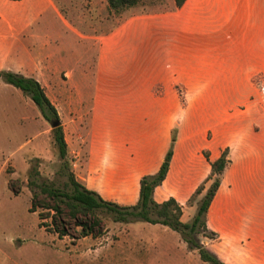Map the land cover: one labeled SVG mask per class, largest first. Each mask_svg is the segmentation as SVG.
<instances>
[{"label":"rangeland","instance_id":"374dc122","mask_svg":"<svg viewBox=\"0 0 264 264\" xmlns=\"http://www.w3.org/2000/svg\"><path fill=\"white\" fill-rule=\"evenodd\" d=\"M50 1L36 2L39 21L31 23L27 17L30 29H23L21 14L27 8L25 3L0 0V70L40 81L57 108L68 148L66 158H61L51 123L29 96L0 79V264H210L166 225L119 222L102 210L96 212L100 225L95 235L83 236L82 227L64 216L68 234L60 237L55 231L59 217L44 208L47 197L39 188L34 190L39 206L35 212L30 211L31 180L69 191L67 172L72 170L77 178L75 163L87 155L90 105L87 107L83 92L77 87L65 85V69L70 68L80 83V73L93 64L97 50L86 36L109 33L132 15L175 8L174 0H138L134 6L119 11L110 8L108 0ZM85 89L89 94L90 87ZM238 121L237 128L227 137V142L237 143V149L229 157L234 186L225 184L223 189L229 204L224 239L221 236L224 244H217L221 241L217 233L213 239L199 233L196 239L221 259L230 260L222 259L226 264H264V150L253 148L251 132L241 139L243 125ZM178 134L179 126L175 124L167 152L171 147L173 153L177 150L174 170L180 173L171 184L154 190L153 197L161 202L175 193L181 199L182 220L188 222L213 182L207 181L212 169L206 173L205 166L212 161L206 153L218 147L223 135L220 130H208L180 143L176 149ZM195 184L197 188L204 184L203 192L186 201V193ZM129 191L127 186L125 192ZM119 194L115 192L114 196ZM40 213L48 230L39 225Z\"/></svg>","mask_w":264,"mask_h":264},{"label":"crops","instance_id":"0c3cea01","mask_svg":"<svg viewBox=\"0 0 264 264\" xmlns=\"http://www.w3.org/2000/svg\"><path fill=\"white\" fill-rule=\"evenodd\" d=\"M21 1L27 6L21 14L25 29L29 20L39 21L38 0ZM86 37L97 50L93 64L80 73V83L65 69V85L77 87L90 105L87 155L75 163L77 179L87 188L118 203H136L140 179L159 170L175 124L176 149L208 130H220L223 141L208 149L212 162L226 148L229 157L235 153L237 143L227 137L237 128L236 119L243 125L241 139L251 132L253 148L264 150V0H186L181 7L132 15L109 33ZM177 155L175 150L155 192L178 177ZM232 164L207 212L218 245L224 244L229 204L223 189L234 186Z\"/></svg>","mask_w":264,"mask_h":264},{"label":"trees","instance_id":"16d2710c","mask_svg":"<svg viewBox=\"0 0 264 264\" xmlns=\"http://www.w3.org/2000/svg\"><path fill=\"white\" fill-rule=\"evenodd\" d=\"M185 2L186 0H174L175 7H181ZM108 3L110 8L119 11L125 7L134 6L138 3V0H108ZM0 79L29 96L47 121L59 120L57 108L46 94L43 85L36 78L11 70H0ZM53 133L59 147L60 156L64 159L67 156L68 148L62 125L55 127ZM174 140L175 135L173 134V142ZM228 155L229 149L226 148L216 161L211 162L212 172L208 180L213 179V182L199 201L195 216L188 222L182 220L183 207L177 199L170 197L163 202H157L153 197L155 188L161 185L167 177L173 156L172 147L168 150L158 172L141 178L139 200L134 205H120L103 199L98 192L88 189L79 182L74 172L69 170L67 172L69 191H63L46 183L38 184L36 180L29 182L33 192L30 211L35 212L39 206L37 193H34L35 188H39L46 195L47 201L53 202L46 201L43 206L45 209L53 210L56 217H59L56 224L57 230L55 229V231L60 237L68 234L64 216H67L66 219L74 220L77 226L82 227L83 236L95 235V229L100 225V219L96 212L104 210L110 213L115 221L119 222L144 221L151 224L166 225L177 231L190 249L197 250L203 261L210 264H226L215 252L197 241L196 235L204 233L205 236L211 239L215 238V233L208 228L205 217L221 184L224 170L229 164ZM206 156L209 159L208 153H206ZM204 188V184L199 186L189 202L200 195ZM64 211H66L65 214ZM39 217L41 220L39 225L46 227L48 230L49 226L44 222L43 213H40Z\"/></svg>","mask_w":264,"mask_h":264},{"label":"water","instance_id":"95a60500","mask_svg":"<svg viewBox=\"0 0 264 264\" xmlns=\"http://www.w3.org/2000/svg\"><path fill=\"white\" fill-rule=\"evenodd\" d=\"M50 123H51V126L53 128H55L61 124V121L60 120H54V121H51Z\"/></svg>","mask_w":264,"mask_h":264}]
</instances>
